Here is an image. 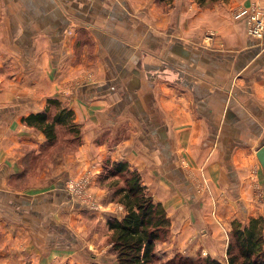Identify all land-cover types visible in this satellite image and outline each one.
Instances as JSON below:
<instances>
[{
	"label": "crops",
	"instance_id": "crops-1",
	"mask_svg": "<svg viewBox=\"0 0 264 264\" xmlns=\"http://www.w3.org/2000/svg\"><path fill=\"white\" fill-rule=\"evenodd\" d=\"M156 1L0 0V264L113 261L94 239L80 246L56 234L55 190L10 185L24 175L23 148L34 155L44 141L23 119L47 100L96 132L103 122L116 128V162L140 175L170 221L162 253L218 260L235 221L264 219L254 197L264 194L255 156L264 144V40L230 15L234 2L252 0L187 16L180 0L173 26L161 23Z\"/></svg>",
	"mask_w": 264,
	"mask_h": 264
},
{
	"label": "rangeland",
	"instance_id": "rangeland-1",
	"mask_svg": "<svg viewBox=\"0 0 264 264\" xmlns=\"http://www.w3.org/2000/svg\"><path fill=\"white\" fill-rule=\"evenodd\" d=\"M145 1L137 0V3L142 4ZM156 2V7L159 10H157L158 15L164 17L161 19V23L167 24V26H173V23L175 25V16L180 13V0H158ZM232 2V0H183V5L187 16V14H195L196 11L214 10L224 4L229 6ZM234 3L233 5L236 6L230 12L232 20L244 23L248 38L264 40V30L255 35L258 33L256 26L264 25V3L253 0L243 6ZM178 10L179 12L176 13ZM251 30L255 32L252 33ZM85 38L90 53L89 61H92L95 45L88 35ZM213 38L214 32L205 31L203 33V40L207 45L213 43ZM61 102H59L60 109H69L66 104ZM47 106L48 103L45 108ZM59 108L48 107L49 121ZM80 122L76 115H73V122H68L64 126L56 125L55 138L49 141L44 136V141L38 150L39 153L33 155L28 152L27 148L25 150L23 148L25 154L24 175L12 180L10 185L20 190L34 187L40 189L41 195L53 193L55 190L56 210L53 216L58 221L56 234L75 238L80 246L94 239L95 249H103L102 251L107 255H113V261L110 257L106 264H112V262L116 264V256L112 251V233L109 231L108 222L121 219L125 215V209L120 204L119 196L116 195V191L125 186V179L122 176H116V173L112 171L116 162V128L113 126L108 128L103 122L100 125L102 126L100 131L96 132L97 130L90 129L85 122ZM128 133V131L125 132V136ZM82 160L86 162V165L81 164ZM257 193L254 197L258 196L257 199L260 202L264 201V194ZM256 198L255 202H257ZM239 218L241 219V217ZM236 223L239 221H235L232 227ZM47 229L49 228L47 227ZM231 231L227 235L228 243L229 239L231 240ZM165 242H170V239ZM162 243L164 242L158 245ZM74 247H76L75 244ZM156 251H158V257L153 264H209L206 258L210 257L201 253H197L194 257L182 255L180 251L169 255L168 252V254L162 253L158 246ZM226 260L225 254L222 258L214 261L227 264Z\"/></svg>",
	"mask_w": 264,
	"mask_h": 264
},
{
	"label": "trees",
	"instance_id": "trees-1",
	"mask_svg": "<svg viewBox=\"0 0 264 264\" xmlns=\"http://www.w3.org/2000/svg\"><path fill=\"white\" fill-rule=\"evenodd\" d=\"M47 103L48 106L42 113L30 115L23 122L52 141L55 138V126L73 122V112L60 109L57 101L49 100ZM50 106L59 108L51 121L48 119ZM112 171L125 179V186L116 191L125 215L108 222L112 233V251L117 263L153 264L158 257V244L168 241L170 237V221L162 205L154 202L143 186L140 175L131 170L126 162H115ZM232 228L231 240L229 239L226 250V263L264 264V219H251L245 226L236 223ZM206 259L209 264H220L211 258Z\"/></svg>",
	"mask_w": 264,
	"mask_h": 264
},
{
	"label": "water",
	"instance_id": "water-1",
	"mask_svg": "<svg viewBox=\"0 0 264 264\" xmlns=\"http://www.w3.org/2000/svg\"><path fill=\"white\" fill-rule=\"evenodd\" d=\"M255 156L261 169L264 170V144L257 149Z\"/></svg>",
	"mask_w": 264,
	"mask_h": 264
},
{
	"label": "built area",
	"instance_id": "built-area-1",
	"mask_svg": "<svg viewBox=\"0 0 264 264\" xmlns=\"http://www.w3.org/2000/svg\"><path fill=\"white\" fill-rule=\"evenodd\" d=\"M251 24L253 25L252 22H251ZM260 26L259 25L256 26V30H257L258 33H255V35L259 34L262 30H264V25H260ZM253 30H254V28H253ZM251 32L254 33L255 31L251 30Z\"/></svg>",
	"mask_w": 264,
	"mask_h": 264
}]
</instances>
